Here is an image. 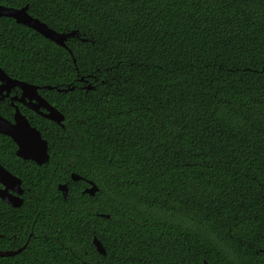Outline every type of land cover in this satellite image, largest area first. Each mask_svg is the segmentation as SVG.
I'll list each match as a JSON object with an SVG mask.
<instances>
[{
  "label": "trees",
  "instance_id": "trees-1",
  "mask_svg": "<svg viewBox=\"0 0 264 264\" xmlns=\"http://www.w3.org/2000/svg\"><path fill=\"white\" fill-rule=\"evenodd\" d=\"M0 5L76 33L64 48L0 16V69L63 115L23 111L40 165L0 133L23 188L12 214L0 199V251L21 248L0 264H264V0Z\"/></svg>",
  "mask_w": 264,
  "mask_h": 264
},
{
  "label": "water",
  "instance_id": "water-1",
  "mask_svg": "<svg viewBox=\"0 0 264 264\" xmlns=\"http://www.w3.org/2000/svg\"><path fill=\"white\" fill-rule=\"evenodd\" d=\"M0 16L12 17L16 22L21 23L34 31L40 33L45 38L51 40L55 44L67 48L65 41L67 38L74 36V31L70 32H57L54 29L47 26L44 22L40 21L36 17H32L27 12V5L19 8L0 5ZM69 51V50H68ZM18 86L22 90L20 100H23L25 94L31 95L37 102L27 104L35 113L45 117L57 124H61L63 115L54 106H52L46 99L42 98L38 94L40 86L18 80L8 76L0 69V92L4 89L8 90L11 86ZM7 86V87H5ZM47 89L52 87L42 86ZM73 87H70L72 89ZM58 91L64 90L57 88ZM40 108H43L42 110ZM0 133L9 136L16 144L15 153L17 156L23 159H29L37 164L45 163L48 160V145L45 138L41 136L40 131L32 126L25 115H23L17 107H15L13 113V121H9L0 115ZM72 180H78L80 177L75 173H70ZM0 184L3 185L0 188V199L10 204L11 206H19L22 203L21 194L23 189L20 186V179L11 174L0 164ZM89 186L83 189V192L88 195H93L97 191V187L88 181ZM57 189L61 192L65 198L67 194L66 183H60L57 185ZM92 243L95 249L100 254H104L105 250L101 243L92 238ZM21 248L16 250H4L0 251V256H7L16 253ZM204 264H208L204 262Z\"/></svg>",
  "mask_w": 264,
  "mask_h": 264
},
{
  "label": "flooded vegetation",
  "instance_id": "flooded-vegetation-1",
  "mask_svg": "<svg viewBox=\"0 0 264 264\" xmlns=\"http://www.w3.org/2000/svg\"><path fill=\"white\" fill-rule=\"evenodd\" d=\"M5 87H7V86H5ZM21 94H22V90L16 85V86H11V87H9L8 88V90H6V89H4V90H2L1 92H0V105L1 106H8L9 108H11L12 109V112H11V118L10 119H8V118H6V117H4V116H2L1 114V116L2 117H4V118H6L7 120H9V121H13V113H14V110H15V107H17L18 108V110L23 114V115H25L26 116V118L28 119V116L24 113L25 111H31V112H33V113H35L27 104H30V103H33V102H37L35 99H33V97H31V95L29 94V95H27V94H25L24 96H23V100H20L19 98H20V96H21ZM39 94V93H38ZM42 98H44V99H46L45 97H43L41 94H39ZM41 110L43 109V108H40ZM44 110V109H43ZM24 111V112H23ZM37 114V113H36ZM28 121H29V119H28ZM30 123V122H29ZM33 126V125H32ZM16 150V149H15ZM15 155H16V153H15ZM17 156V155H16ZM17 157H19V156H17ZM21 160H27V161H29V159H23V158H21V157H19ZM30 161H32V160H30ZM34 162V161H33ZM35 163V162H34ZM1 164V163H0ZM37 164V163H36ZM2 165V164H1ZM38 165H40V164H38ZM3 166V165H2ZM4 167V166H3ZM5 168V167H4ZM6 169V168H5ZM12 174V173H11ZM15 176V175H14ZM17 177V176H16ZM17 178H19V177H17ZM20 179V178H19ZM20 186H21V188H22V185H21V180H20ZM89 186V184L87 185V186H85L84 188H86V187H88ZM3 187V185L2 184H0V188H2ZM83 188V189H84ZM23 189V188H22ZM22 195V194H21ZM6 203V202H5ZM8 206H9V208L7 209V210H9L8 211V214H12V213H14V210H12V208H16V207H18V206H11L10 204H8V203H6Z\"/></svg>",
  "mask_w": 264,
  "mask_h": 264
}]
</instances>
